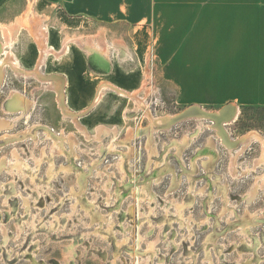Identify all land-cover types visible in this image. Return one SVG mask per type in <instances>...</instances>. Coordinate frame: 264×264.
<instances>
[{
  "label": "rangeland",
  "instance_id": "obj_1",
  "mask_svg": "<svg viewBox=\"0 0 264 264\" xmlns=\"http://www.w3.org/2000/svg\"><path fill=\"white\" fill-rule=\"evenodd\" d=\"M111 28L112 35L84 24L65 28V34L52 30V44L60 49L66 38L71 49L61 59L46 56L41 71L68 75L75 84L71 92L79 96L91 92L80 110L85 100L78 95L71 102L76 109L69 105L74 113L87 111L77 117L79 126L64 118L55 92L45 90L29 110L30 122L23 119L0 132L20 136L31 125L45 124L70 139L59 141L61 150L54 154L44 132L15 145L0 142V158L16 164L15 175L10 166L0 174V264H264L262 145L252 143L238 155L222 143L211 120L195 116L153 125L148 111L166 118L195 103L183 101L164 79L151 36L143 47L126 26ZM26 35L13 50L29 63L18 67L31 71L44 53L27 44ZM85 44L105 49L110 65L90 57ZM120 49L128 50L127 59L119 58ZM104 82L110 84L93 106ZM115 85L128 92L140 89L146 108ZM41 86L6 66L0 117H14L4 110L13 90L34 100L32 91ZM238 106V116L226 125L230 137L252 131L264 136V107ZM77 173L87 175L81 184Z\"/></svg>",
  "mask_w": 264,
  "mask_h": 264
},
{
  "label": "crops",
  "instance_id": "obj_2",
  "mask_svg": "<svg viewBox=\"0 0 264 264\" xmlns=\"http://www.w3.org/2000/svg\"><path fill=\"white\" fill-rule=\"evenodd\" d=\"M30 7L47 27L46 48L64 52L61 58L70 52L71 43L65 38L64 46L56 48L53 29L65 34V28L75 30L84 24L112 35L111 26L120 24L130 29L128 34L138 35L143 47L152 37L153 49L164 64V79L176 86L183 101L200 107H264V0H0V67L29 65L13 50L23 42V33L29 36L27 44L44 50L20 25ZM8 33L15 38L12 42ZM126 55L119 58L125 60ZM58 75L65 83L66 103L76 109L71 102L79 95L70 90L74 81ZM79 97L85 101L77 111L92 94Z\"/></svg>",
  "mask_w": 264,
  "mask_h": 264
},
{
  "label": "bare ground",
  "instance_id": "obj_3",
  "mask_svg": "<svg viewBox=\"0 0 264 264\" xmlns=\"http://www.w3.org/2000/svg\"><path fill=\"white\" fill-rule=\"evenodd\" d=\"M20 25L25 27L31 33V35L34 37L35 41L38 43V46L40 48L41 47L44 48V50H42L44 55H42V56H45V57L41 56V59L39 60L38 65L36 66L35 69H33L31 71H24L21 68H19L18 65L15 67L13 66V68H14L16 75L18 77L26 78V79H35V80L39 81L42 84V86L35 88L32 91V94L35 96L34 100L29 99L28 97H26V95H24L23 93H21L18 90L12 91L11 95L9 96L8 101L5 104L4 110H5V114L13 115L14 117L13 118L0 117V131L2 132V131L9 130L13 125L11 123V121H13L14 123H19L23 119L30 121L29 118L31 116L30 113L32 111L30 112L29 110L32 106H34L35 100L37 99V97L42 93V91H45V90H49V91L51 90V91L55 92V94L57 96L58 103H59L58 107L62 111L64 118H67V117L72 118L74 120V123H76V125L79 126V124H78L79 121L77 120V117L82 115V114L87 113V111L80 112V113H74L71 110V108L69 107V105L66 103V99L63 98V94H65V88H64L65 83L63 81H59V78H62V77H60L58 74H55L52 76L45 75L41 71V67H44L46 56L47 57L48 56H54L56 59H60L64 52H62V51L57 52L54 49L46 48L47 27L43 26L42 19L37 18V16L33 13L31 7L28 9V12L24 16V18L20 21ZM4 33H5V31H4ZM6 37L9 38L10 42H12L15 39V38H13L12 34H9V33H8V36H6ZM67 42L68 41L66 40V43ZM83 48H84V50H86V52L89 54L90 57H96L100 61L104 62L105 65L109 64L111 62L109 60L108 52L105 49H103L101 47H97V45H93V44L92 45L91 44H85V46ZM126 53H128V55H129V52L126 49H120L119 50L120 55H126ZM8 64H9V61H8ZM4 70H6V67L1 66L0 67V75H1L0 85L2 82V76H3ZM106 84H110V82L109 83L104 82V84L100 87L99 92L97 93V97L93 100V106L98 104V102L99 103L101 102V100L103 98L102 97L103 96L102 90H104L106 88V86H108ZM142 84H143L142 88H145L146 83L144 82ZM139 92H140V89L139 90L137 89L134 92H128V91H124V90L120 91L122 96H123V94H125L127 97L133 99L134 102L137 103L139 108L144 109L146 107H145L143 98H140L138 96ZM128 95H130V96H128ZM238 110H239L238 107H235L234 105H226L221 110H218L215 112H213V111L210 112V111H207L206 109H204L200 106L193 105L192 107H190L188 109V111L182 112V114H179V115H170L166 118H156V116H154L152 113H150L148 111L147 116L150 118L151 123L153 125H157V124L162 125L166 122L176 121L180 117H184V116H186V117L187 116H195L197 118L211 120L213 123L212 128H215L219 137L222 138L224 144L229 149L234 150L237 147L238 143H234L233 141H231L229 135L226 132L225 133H223V132L225 131L226 125L236 119V117L238 116ZM41 128L44 130V136H47V139L53 143V145L51 147V152L53 154L55 152L59 153L61 150V148L58 145L59 141L69 142V140H70L68 137L69 135H65L64 137H61L50 126L45 125V124H36L33 126L32 129H29L28 131L21 133L20 136L17 134H15V136H9V134H3V135H4V138H6L7 140H8V138L10 140L14 139L13 141H17L18 143H20V142L25 141L28 136L35 138L36 134H40L38 132ZM199 128L201 129V126H199ZM101 132H103V128L101 129ZM101 132L98 131L99 134ZM100 135L97 137H100ZM243 138H245V139H243L240 143H243L244 145H247L248 143H251L252 141H255V140L261 143L262 148H263V158L261 161H263L264 160V136L260 135L256 131H252L251 133L247 134ZM98 141H100V139ZM14 152L15 151H13V153ZM258 163H259V161H258ZM231 170L234 171V169H232V168H231ZM263 184H264V179H263ZM256 192H257V189L254 188V190L251 192V195L255 196ZM35 264H37V262H35Z\"/></svg>",
  "mask_w": 264,
  "mask_h": 264
},
{
  "label": "flooded vegetation",
  "instance_id": "obj_4",
  "mask_svg": "<svg viewBox=\"0 0 264 264\" xmlns=\"http://www.w3.org/2000/svg\"><path fill=\"white\" fill-rule=\"evenodd\" d=\"M14 91V90H13ZM31 118H32V116H30V120H31ZM27 122H30V121H27ZM11 123L13 124L12 125V127L9 129V130H12L13 128H15V126L16 125H18L19 123H14L13 121H11ZM34 125H36V124H34ZM34 125H31V128L30 129H32L33 128V126ZM29 130V129H28ZM27 130V131H28ZM8 131V130H7ZM55 131V130H54ZM214 131L217 133V131L214 129ZM224 131V130H223ZM1 132V131H0ZM25 132V131H24ZM39 132H44V130L41 128L40 130H39ZM227 133L228 135H229V137H230V134H229V132H228V129L225 127V131L223 132V133ZM249 133H251V132H249ZM249 133H247V134H249ZM247 134H245V135H242L241 137H239V138H237V139H233L232 137H230V140L231 141H233L234 143H238V145H237V147L234 149V151H235V153L236 154H240L239 152L242 150H244L248 145H250V144H252V143H260V142H258V141H252L251 143H248L247 145H244L243 143H240L243 139H245V138H243V137H245ZM217 135H218V133H217ZM9 136H15V134H9ZM218 137H219V135H218ZM220 138V137H219ZM7 139L6 138H4V135H1L0 136V142H3V141H5V142H7L6 141ZM14 139H12V140H10L9 138H8V141L9 142H7V146H10V145H15V142L16 141H13ZM46 140H48L47 138H46ZM220 140L222 141V143L224 144V142H223V140H222V138H220ZM64 142V141H63ZM73 144V143H72ZM179 145H183L182 144V141L181 142H179L178 143ZM184 144H185V142H184ZM261 144V143H260ZM225 145V144H224ZM226 146V145H225ZM1 149V148H0ZM13 151H16V149L14 148V150ZM12 151V152H13ZM3 157H1L0 158V161H1V159H2ZM73 158H78V156L76 155V154H74V157ZM263 158V157H262ZM14 160H16L15 158H14ZM262 160V159H261ZM7 161V158L5 157V158H3V162H1L0 163V174L4 171V170H6V169H8L7 167L8 166H10V167H14V168H10V172H12L14 175L16 174V171H15V168H16V164H14V165H10V163H9V160H8V162H6ZM17 166H19V164H17ZM94 166H96V164H94ZM9 170V169H8ZM68 170V171H67ZM66 170V172L67 173H69V172H73V171H71L70 169H67ZM14 171V172H13ZM71 173H69V174H71ZM79 176V178H78V184H81V179L82 178H84V179H86V177H87V175H84V174H82V173H77ZM4 174H2L1 175V177L3 176ZM9 180V179H8ZM3 185V184H2ZM12 185V184H11ZM4 186V185H3ZM255 188V187H254ZM254 188L252 189V191L254 190ZM251 194V193H250ZM256 194H257V192H256ZM256 194H255V196H256ZM255 196H252L251 195V198L253 199ZM0 204H1V202H0ZM249 223H248V225H251V224H253V222H255V221H248ZM241 230H242V232H245V230L243 229V227L241 228Z\"/></svg>",
  "mask_w": 264,
  "mask_h": 264
},
{
  "label": "water",
  "instance_id": "obj_5",
  "mask_svg": "<svg viewBox=\"0 0 264 264\" xmlns=\"http://www.w3.org/2000/svg\"><path fill=\"white\" fill-rule=\"evenodd\" d=\"M231 105V104H230Z\"/></svg>",
  "mask_w": 264,
  "mask_h": 264
}]
</instances>
